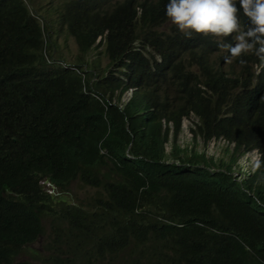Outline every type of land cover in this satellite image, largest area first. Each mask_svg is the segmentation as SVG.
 Segmentation results:
<instances>
[{"label": "trees", "instance_id": "obj_1", "mask_svg": "<svg viewBox=\"0 0 264 264\" xmlns=\"http://www.w3.org/2000/svg\"><path fill=\"white\" fill-rule=\"evenodd\" d=\"M167 3L70 4L57 23L81 53L68 59L21 0H0V264L40 260L41 238L44 264H264V87L245 91L260 59L224 71L212 38L168 25ZM136 73L141 93L111 104ZM189 111L204 146L235 144L219 173L162 124L177 134ZM254 149L261 166L244 180L238 156Z\"/></svg>", "mask_w": 264, "mask_h": 264}, {"label": "clouds", "instance_id": "obj_2", "mask_svg": "<svg viewBox=\"0 0 264 264\" xmlns=\"http://www.w3.org/2000/svg\"><path fill=\"white\" fill-rule=\"evenodd\" d=\"M23 9L28 18L39 23L42 27H50V32H54L57 35L64 36L70 32L67 30L63 33L57 23L59 13L63 8H68L72 3H83L84 0H21ZM34 4L40 7L38 11L39 15L35 11ZM165 14L169 20L170 26H175L179 33L186 39H192L193 36H201L203 38H212L218 47V52H226L224 57L218 59L220 67L224 69V65L231 63L233 59L238 58L241 66L246 65L247 60L245 57L248 54H253L260 59L254 63L253 79L249 89L245 91H251L252 94L256 93L257 88L264 87V0H168L165 6ZM241 14L246 18L247 23L241 19ZM138 18L142 17V12L138 13ZM169 27V26H167ZM66 29V28H65ZM233 37L235 44L225 43L226 38ZM72 39H70L71 41ZM74 41V40H73ZM76 44V43H75ZM77 45V44H76ZM78 46V45H77ZM78 52L81 50L78 48ZM217 52V53H218ZM151 63H157L163 65L164 60L162 57H157L150 60ZM225 70V69H224ZM226 71V70H225ZM235 70L234 67L231 71ZM139 77L137 73L135 77H132L131 86L128 89H121L120 101L117 99V95L114 93H108L107 97L113 96V103L117 104L120 109L124 103H127L135 94L141 93V87L139 84ZM93 83V82H92ZM249 99V95L246 96ZM109 100V99H108ZM145 104L150 105V100L147 97H143ZM150 107H152L150 105ZM185 120H191L188 126V134L190 135L191 145H182L180 143L181 136L183 134V122ZM198 121L193 111H189L187 115L180 118V124L178 133L173 122H167L166 119L162 120L163 126L171 127L170 134L176 136L178 144L181 148H191L199 151H204L206 156L214 157V163L212 170L214 173H219L218 159H223L224 163H229L231 154L235 151V144H230L225 140L216 142L214 139L210 140L205 146L196 131L195 123ZM196 138L197 141H193ZM200 140L202 146L199 145ZM214 143V150L210 154L207 150V145ZM168 147H170L168 149ZM167 151L171 150V145H166ZM228 149V150H227ZM219 150V154H217ZM228 155V159L227 158ZM247 156L250 161V166L245 168L241 177L244 180L248 179L247 172L254 174L255 171L260 169V153L257 149L241 152L238 156L237 170H240V161ZM252 157V159H251ZM231 176V175H230ZM235 178L239 176V172L233 174ZM234 182H236L234 180ZM240 184V182H236ZM50 187V185H47ZM247 193V192H246ZM40 248V247H39Z\"/></svg>", "mask_w": 264, "mask_h": 264}, {"label": "rangeland", "instance_id": "obj_3", "mask_svg": "<svg viewBox=\"0 0 264 264\" xmlns=\"http://www.w3.org/2000/svg\"><path fill=\"white\" fill-rule=\"evenodd\" d=\"M34 7H35V11L39 14V15H41L38 11H40V7L37 5V4H34ZM58 39V43H59V51L56 53V55L58 56V55H60L61 53H63L64 54V56L65 57H67L68 59H72L73 58V56L75 55V54H78V48H79V46H77L76 44H75V42L73 41V40H68V41H66V38H65V36H62V37H58L57 38ZM218 53L220 54V55H218ZM218 53H215L213 56H212V59L213 60H217V59H219L220 57H224V55H226V52L225 51H223V52H218ZM214 56H216V57H214ZM220 56V57H219ZM90 57H91V60L90 61H95V59H97L100 63H101V65H102V67H106V65L108 64V59H102L101 57H100V55H99V53H90ZM218 61V60H217ZM233 63V64H232ZM232 65H235V63H234V59L232 60V62L231 63H227V64H225L224 65V69L225 70H227L228 72L229 71H231V69L233 68L232 67ZM238 65L239 64H237V67H236V65H235V67L234 68H236L237 70H239L240 69V67H238ZM231 68V69H230ZM93 82H95V81H93ZM113 101H114V99H112L111 100V103H113ZM191 122V120H185L184 122H183V134H182V136H181V139H180V143L182 144V145H191L192 143L190 142V135L188 134V126H189V123ZM198 143H199V145L200 146H202V144H201V142H200V140H198ZM170 147H168V149H169ZM207 150H209V152H210V154L213 152V150H214V143H210V144H208L207 145ZM220 152H219V150H217V154H219ZM226 159H228V155H227V158ZM251 159H252V157H251ZM250 166V161H249V159H247V156L244 158V159H242L241 161H240V170H241V172H243V170L245 169V168H248ZM244 174V173H243ZM53 191H51V192H49L50 194L52 193ZM60 211H61V209H59V208H54V210L52 211L55 215H56V217H59V215H60ZM46 239H44V238H41L36 244H34V245H32L31 246V248L33 249V250H37V251H39L41 254V256H40V260H36V259H34L33 258V255H32V253H30V252H28L27 250H22L19 254H18V256H17V258H16V262L17 263H22V262H28V263H31V264H44V256L46 255V253L44 252V250L42 249V245H45V243H46ZM39 247L41 248V249H39ZM39 249V250H38Z\"/></svg>", "mask_w": 264, "mask_h": 264}, {"label": "bare ground", "instance_id": "obj_4", "mask_svg": "<svg viewBox=\"0 0 264 264\" xmlns=\"http://www.w3.org/2000/svg\"><path fill=\"white\" fill-rule=\"evenodd\" d=\"M174 26V25H173ZM232 39V38H231ZM231 39H230V41H231ZM233 41V40H232ZM231 41V42H232ZM213 42H214V40H213ZM227 42V41H226ZM234 43H235V41H234ZM214 44V43H213ZM229 44H231L230 42H229ZM212 47V46H211ZM206 51V50H205ZM208 52V51H207ZM209 55V54H208ZM218 55H220L219 53H218ZM225 56V55H224ZM205 57V56H204ZM207 57V56H206ZM214 57H216V56H214ZM220 57V56H219ZM218 60V59H217ZM216 60V61H217ZM212 61V60H211ZM214 62V61H213ZM238 62V61H237ZM209 64V63H208ZM226 64H227V62H226ZM233 64V63H232ZM250 64V63H249ZM248 64V65H249ZM236 65V67H237V64H235ZM235 65H232V67H235ZM248 65H247V67H248ZM238 67H240V65H238ZM246 67V65H244V68ZM252 67H253V65H252ZM241 68V67H240ZM231 69V68H230ZM246 69V68H245ZM245 69L243 70L244 72H245ZM250 69V68H249ZM249 69H248V71H249ZM252 69V68H251ZM250 69V70H251ZM241 70V69H240ZM225 71V70H224ZM227 71V70H226ZM250 72V71H249ZM235 73V72H234ZM230 74H232V73H230ZM244 74V73H243ZM236 75H238V74H236ZM240 75V74H239ZM245 75V74H244ZM226 77V76H225ZM230 77V76H229ZM244 77V76H243ZM247 78V77H246ZM230 79V78H229ZM241 79V78H240ZM230 82V81H229Z\"/></svg>", "mask_w": 264, "mask_h": 264}]
</instances>
